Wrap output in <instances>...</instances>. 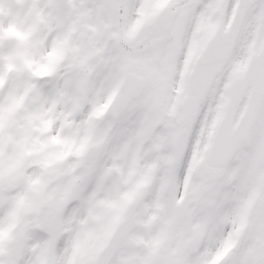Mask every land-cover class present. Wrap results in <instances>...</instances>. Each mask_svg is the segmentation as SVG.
Here are the masks:
<instances>
[{"label": "flooded vegetation", "instance_id": "obj_1", "mask_svg": "<svg viewBox=\"0 0 264 264\" xmlns=\"http://www.w3.org/2000/svg\"><path fill=\"white\" fill-rule=\"evenodd\" d=\"M201 1L155 0L160 15L155 19L156 22L152 24L150 21L145 25L155 26V34L160 35V40L147 42L146 45L141 41L140 44L137 43L138 49L133 42L129 46L123 43L119 49L124 57L119 55L114 66L108 64L106 67L105 59L97 58V66H101V70L107 68L113 72L114 69L121 76V81L132 77L135 84L142 85L139 92L135 85H132L130 93L137 97L132 98L125 109H122L121 104L123 92L120 84H117L115 91L98 107L102 110L101 114L86 125V136H81L83 132L79 131L80 125H73L70 130L72 134L67 140L53 144L50 137L56 136L53 131L56 127L53 125L49 132H42L39 129L41 126L37 124L36 129L32 127L22 138L12 139L11 150L19 153L20 157H23L19 161L25 163L23 169H17V162L13 167L11 178L16 174L17 177L12 179L14 183L9 185L13 188L11 190H27L29 186H33L38 192L36 186L40 184H33V177L36 175L39 177V183L41 179L46 178L41 192L46 193L50 189L61 191L62 185L68 182L71 163L86 156L92 171L93 186L96 185L98 191L96 199L105 201L104 204H97L95 213L103 221L119 211L123 205L117 232L118 242L125 254L147 257L152 264H178L190 231L189 222L198 213L237 200L241 196L246 201L252 200L255 205L264 194V101L257 112L247 142L236 150L227 164L223 162L222 156L209 161L208 155L225 113L231 85L243 75L249 58L257 54L264 45V33L260 40L250 45L248 55L243 59L238 57L236 52L240 31L228 63L214 80L196 115L185 146L182 148V145L178 144V135L182 129L180 105L187 95L188 79L195 60L216 31H227L238 3V0H235L234 11L231 18L228 17L230 20L227 19V24L226 17L221 21L227 15V12H224L220 17L221 23H213L212 18L206 23L205 19L200 18L197 24L194 22V25L188 28L187 17L193 9L197 11ZM213 2L219 4L214 0ZM255 7L258 6L255 4L249 12ZM120 11L121 5H117V9L113 7L112 19H115L116 12ZM117 27L119 28L118 25ZM142 49L145 52L144 60L147 59L145 61L136 55ZM92 70L97 71L96 64ZM86 73L89 76L87 70ZM153 80L157 82V88L149 87ZM92 81L91 77L88 83ZM249 94L250 89L247 90L246 96ZM243 106L242 103L235 112L231 130L238 124ZM132 110L139 116L140 129L144 128L142 141L136 140V151L133 152H140L144 157L138 158L133 177L129 175L132 172H123L122 168L126 163V156L130 154L128 140H133L125 133L127 114ZM72 115L76 116L75 112ZM96 127L101 133L94 131ZM85 140V153L82 157H77L74 154L75 147ZM114 142L122 145L119 151L113 154L118 156V162L114 160L115 156L111 157L114 148L118 146L112 145ZM151 142L150 150L143 149ZM69 145H74L73 154L58 159L68 152ZM45 162L50 166L43 167ZM181 167L183 174L179 172ZM18 171H23L24 175L19 176ZM112 177H117L114 184L111 182ZM128 177L133 178L134 182L127 183L130 181ZM24 181H27L28 185ZM131 193L134 195L130 200L123 199L125 194ZM43 195L34 194L31 200L16 203L14 208H17V211L13 210V224L16 223L15 214L18 220L29 217L37 219L36 233L47 241L49 233L57 230L55 225H52L53 219L42 211L49 205V199L45 200ZM109 204H115L117 207L111 208ZM19 224L20 222L15 226L16 231L10 226L7 233H13L15 239L23 237L25 241L27 233L34 229V224L21 230ZM13 242L5 255L0 257L4 264H16L12 261L10 253ZM81 243L87 247L93 241L82 238ZM61 247L62 244L57 249V255L60 254ZM51 251V248L47 251L43 248L40 255L42 262ZM67 254H71V247Z\"/></svg>", "mask_w": 264, "mask_h": 264}, {"label": "rangeland", "instance_id": "obj_2", "mask_svg": "<svg viewBox=\"0 0 264 264\" xmlns=\"http://www.w3.org/2000/svg\"><path fill=\"white\" fill-rule=\"evenodd\" d=\"M214 1L216 3L219 2L217 10L205 11L204 5L208 0H202L197 11H195V17H193L192 12L189 13L186 26L191 28L194 22L198 23L200 18L205 19L206 23H209L211 18L213 19V23H221L226 17L227 24L234 11L235 0ZM46 2L47 0H0V111H2L3 115L2 126H0V257L5 255L6 250L10 248L11 243L15 240L13 233H7V229L10 226H13L16 231L15 226L19 222L20 230L22 228L28 229L30 225L34 224V229L29 231L25 238L22 260L19 264H29L30 260L40 258L45 240L42 235L36 233L37 219L34 220L29 217L25 220H18L15 214L16 223L13 224V210L17 211V208H14V206L19 201L31 200L34 194H44L42 198L45 200L49 199L50 205L52 203L50 197L60 191L56 192L50 189L46 193L41 192L46 184V178L41 179L39 183L37 181L39 177L36 175L32 176H34L33 184H40V186H36L38 192L33 186H29L30 188L27 190H11L13 188L9 185L10 183L13 184L12 179H16L17 177L16 174L15 177L11 178L12 169L16 162L23 157H20L19 153L11 150L10 142L12 139H19L27 135L29 129H32V127L36 129L35 125L41 126L40 121L42 119L52 121V126L56 127V130L53 129V131L62 141L67 140L70 134H72L70 130L73 125H76V127L80 125L79 131L82 130L83 132L81 136H86V125H89V122L98 116H93L89 119V113L97 109L106 97L115 91L114 89L117 88V84H120L121 81V76L114 69L113 72H110L107 68L101 70V66H97L99 64L97 63V58L99 59V57H94L90 66L86 69L89 76L87 73L84 74L79 85L78 95L73 101V103L80 105V109L75 112L76 116L70 115V109L65 108L63 104H57L51 112L46 111L48 106L41 103L40 97L34 87V84L38 82L32 76L27 65L29 62L40 60L41 48L39 42L47 31V21L51 18L49 13L51 12L54 16L63 20L76 18L80 14V30L85 36L89 34L98 36L111 35L114 40H117V52L111 58L104 57L106 67H108V64L114 66L119 55L124 57L123 52L119 49V46L123 43L129 46L133 42V45L135 44L136 49H138L137 43L140 44L141 41L146 45L147 42L160 40V35L155 34V32L157 33L156 27L145 25L149 24L150 21L153 24L156 22L155 19L160 15L156 9L155 0H134V7H129L128 0H105L102 9L91 11L89 10L92 7L90 0L87 6H81L79 0H73L75 8L68 3V0H55L54 8H45ZM117 5L119 7L121 5V11L119 13L116 12L115 19H112V8L115 7L117 9ZM202 11L204 14L200 15ZM224 12H227V15L220 21L221 14H224ZM41 16L43 17V21L40 18ZM229 16L230 18H228ZM137 20L140 21L139 24L136 23ZM263 33L264 17L259 13L258 7H255L249 12L241 28L236 49L237 56L245 59L250 45L254 41L260 40ZM186 38L187 33L185 35ZM144 54V49H142L136 55L142 57L144 60ZM95 64L97 71L92 70ZM91 77L93 81L92 83H88ZM39 82L42 83L43 81ZM149 87L157 88V82L153 80ZM172 102L174 103V99ZM73 120L74 122H72ZM138 120L139 116L136 115L135 110L127 114L125 133L130 135L133 140L127 139L128 142L130 141L128 149L130 154L126 156V163L122 168H124L123 172H132V174H129L132 177L137 167L138 158L144 157L140 152L133 153L136 151V140L142 141L141 137L144 135V128L143 130L140 129ZM129 129L130 131H128ZM94 131L101 133L97 127L94 128ZM118 136L121 135H116V137ZM112 145H118V148H114L115 150L112 152L111 157L113 158L115 156L113 154L116 151L118 152L119 147L122 145L115 142ZM145 148L150 150L152 142L145 145L143 149ZM118 159L116 155L114 160L118 162ZM115 179L117 177L111 178L112 184L115 183ZM127 179H130L127 183L134 182L133 178L128 177ZM24 183L28 185L27 181H24ZM94 187L97 189L96 185ZM70 210L71 206H69ZM42 211L44 212L43 209ZM37 212L39 213V211ZM40 227L43 228V225ZM52 231L55 232V230ZM62 250L63 244L59 252Z\"/></svg>", "mask_w": 264, "mask_h": 264}, {"label": "snow or ice", "instance_id": "obj_3", "mask_svg": "<svg viewBox=\"0 0 264 264\" xmlns=\"http://www.w3.org/2000/svg\"><path fill=\"white\" fill-rule=\"evenodd\" d=\"M79 2L81 6H87L89 0ZM68 3L75 8L73 0H68ZM90 3V11L98 10L104 7L105 0H90ZM255 3L264 17V0H255ZM128 5L134 7V0H128ZM44 7L54 8L55 0H47ZM217 7L213 0H208L204 10H215ZM203 14L202 11L200 15ZM192 15L195 17V9ZM49 16L47 31L39 42L40 60L29 62L27 66L38 82L34 87L41 103L48 106L46 111L51 112L57 104H63L70 109L71 115L80 109V105L73 101L92 58L113 57L118 50V41L111 35L85 36L80 30V14L70 20L60 19L51 12ZM40 18L43 21V17ZM101 111L99 108L93 110L88 118L100 115ZM2 121L0 111V126ZM40 123V131L51 130V120L42 119ZM50 140L53 144L61 143L58 136H51ZM86 146V140L82 141L75 147L74 154L82 157ZM73 147L69 145L68 152L58 159L73 154ZM24 163L18 161L17 169H23ZM49 166L47 162L43 164L45 168ZM179 172L183 174L182 167ZM18 174L21 177L24 175L23 171H18ZM68 177V182L62 185V191L50 197L52 203L44 209L53 219L57 230L50 232L49 239L44 242L45 251L49 248L52 251L43 262L36 258L30 260L29 264H152L147 257L125 254L118 242L117 232L123 205L103 221L95 213L96 205L104 204L105 201L96 199L97 190L92 183V171L86 156L71 163ZM132 195L134 193L125 194L123 199L130 200ZM108 206L117 207L115 204ZM189 226L190 231L178 264H225L226 261L227 264H264V194L255 205L252 200L246 201L241 196L237 200L206 209L192 217ZM82 238L91 239L93 243L85 247L81 243ZM61 244L63 251L57 255ZM69 247L70 255L67 254ZM0 264L4 262L0 260Z\"/></svg>", "mask_w": 264, "mask_h": 264}, {"label": "water", "instance_id": "obj_4", "mask_svg": "<svg viewBox=\"0 0 264 264\" xmlns=\"http://www.w3.org/2000/svg\"><path fill=\"white\" fill-rule=\"evenodd\" d=\"M254 4H256L255 0H239L228 30L226 32L222 30L216 31L207 41L206 48L195 60L188 79L187 95L180 105L182 129L178 135V144L182 145V148L188 140L196 115L207 97L210 87L228 63L244 17ZM133 79L132 77H127L122 81V109L126 108L132 98L137 97L130 93V90L133 89L132 85L134 84L138 89L137 92L142 88V85L135 84ZM248 89H250V94L246 99L239 122L236 128L231 130L232 118ZM263 100L264 45L256 55L250 58L243 75L234 80L231 85L224 116L209 149V161H214L222 156L223 162L227 164L236 150L247 142ZM23 242V238H18L11 250L12 258L15 262L20 260Z\"/></svg>", "mask_w": 264, "mask_h": 264}]
</instances>
